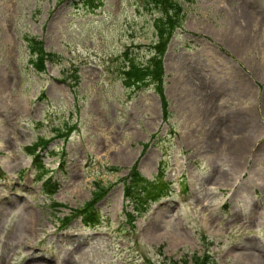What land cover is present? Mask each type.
Instances as JSON below:
<instances>
[{"label":"rangeland","instance_id":"374dc122","mask_svg":"<svg viewBox=\"0 0 264 264\" xmlns=\"http://www.w3.org/2000/svg\"><path fill=\"white\" fill-rule=\"evenodd\" d=\"M81 1L0 0V264H264V0ZM160 39V87L129 85ZM133 166L167 190L138 211Z\"/></svg>","mask_w":264,"mask_h":264},{"label":"trees","instance_id":"16d2710c","mask_svg":"<svg viewBox=\"0 0 264 264\" xmlns=\"http://www.w3.org/2000/svg\"><path fill=\"white\" fill-rule=\"evenodd\" d=\"M100 2V0H96ZM186 2H191V0H185ZM89 2H95V0H82L81 5H87ZM144 7L147 5H152L157 11L160 10V7H162V4L168 3V11H172V13L179 14L181 9L179 5L176 3V0H141L140 1ZM160 18H155L153 20V29L156 32V35L158 34V28H159V23ZM161 38V35H159ZM158 38V37H157ZM28 42H30L28 44ZM163 40H159V42H156V53L158 54L157 57L158 59L152 60L151 62V71L147 68L144 67L142 68L139 64H133V63H128V69L126 72L123 73L125 81L129 85H145L147 82H151L156 84V86L160 87L161 84V79H162V67H161V62H160V56L162 55L163 49L161 47V44H163ZM27 45L29 48V52L31 55V58L29 60L30 64L36 71H43V62L48 61V62H54L55 57L53 54L44 52L41 48V44L39 42H31L27 41ZM33 55V57H32ZM148 77V78H147ZM148 79V80H147ZM146 81V82H145ZM160 89V88H159ZM159 91V98L161 102V112L163 117L165 118L167 113H166V102L164 97L162 96V93L160 90ZM123 183V197L124 199L128 200L130 202V206L136 211H138L137 205L138 204H145V202L149 201H154L158 199L159 197L165 196L166 195V184L161 181L160 178L154 180V181H149L142 176H140L135 169V166L131 167L130 170L128 171V174L125 179L122 180ZM98 194L94 195V198L90 201V204H88L85 209L89 208V206L93 205L94 202L96 201ZM135 211V212H136ZM129 220L130 217H129ZM83 222L87 226H94L98 224V221L96 217L94 216L93 211H90L89 213L84 214ZM194 260V257L193 259ZM206 257H196L195 258V263L194 264H206ZM193 264V263H192Z\"/></svg>","mask_w":264,"mask_h":264}]
</instances>
